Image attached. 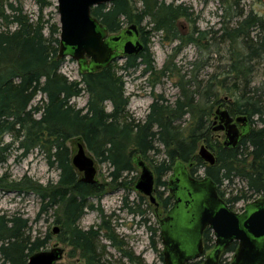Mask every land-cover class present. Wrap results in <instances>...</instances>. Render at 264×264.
<instances>
[{"label":"trees","instance_id":"trees-1","mask_svg":"<svg viewBox=\"0 0 264 264\" xmlns=\"http://www.w3.org/2000/svg\"><path fill=\"white\" fill-rule=\"evenodd\" d=\"M34 1L39 6L36 19L25 12L22 4L0 5V19L5 24L0 30V164H5L13 152H20L17 158L24 159L39 150L48 166L59 172V179L56 184L36 188L27 178L17 182L4 174L0 177V188L22 186L36 194L41 200L37 219L53 212L55 224L61 226L58 240L80 253L81 264H116L105 259L101 238L128 264H147L116 233L112 216L101 211L102 222L97 229L84 230L79 225L86 210L94 209L90 199L101 198L106 186L131 191L124 175L138 169V159L154 163L158 199L166 211L172 205V198L165 197V192L158 188L167 190L168 182L163 178L180 162L195 166L192 174L204 169L205 176L216 184L223 198L226 193L221 188L225 182L236 187L234 181H241L244 186L235 194L231 191L226 198L230 207L264 196V94H258L259 87L251 86L255 81V64L264 58L263 19L250 15L234 27L223 21L220 32L194 29L185 33L181 21L195 22L190 7L185 4L115 0L100 5L92 9V15L110 34L120 33L126 25H143L147 33L146 49L137 57H125L123 65L115 61L105 70L80 73L78 81L61 73L65 59L58 57L60 26L45 20L43 15L51 1ZM254 28L259 31L252 36ZM154 35H161L163 43H177L162 69L157 68L148 46ZM215 44L228 46L226 64L220 73L199 80L202 69L214 60L212 55L218 54L211 49ZM187 46L197 47L203 61L189 63L192 70L181 76L174 60ZM140 67L144 74L156 77L151 83L153 87L163 78L180 77L177 100L169 104L163 95L155 96L144 120L129 115L130 98L126 95L123 75ZM39 94L46 100L33 106ZM83 94L88 95V102L84 108H77L71 102ZM215 106L225 108L234 118H248L250 130L236 148L226 149L214 139ZM6 137L10 138L7 143ZM76 140L100 163L110 165L108 185L80 181L81 174L72 165V150L68 145ZM202 144L214 152L215 165L210 166L199 157ZM159 156L162 157L158 159ZM124 206L142 218L152 234V248L163 262L159 227L148 226L149 221L144 219L147 210L130 207L127 197ZM147 208L151 210L152 205ZM50 240V234L33 236L30 220L18 213L12 216L0 213L3 264H27L33 254L48 247ZM205 243L211 249V232L206 233ZM234 251L232 247L230 252Z\"/></svg>","mask_w":264,"mask_h":264},{"label":"rangeland","instance_id":"rangeland-1","mask_svg":"<svg viewBox=\"0 0 264 264\" xmlns=\"http://www.w3.org/2000/svg\"><path fill=\"white\" fill-rule=\"evenodd\" d=\"M51 6L44 10V19L52 20L59 24V14L57 9V0H50ZM137 1V0H136ZM166 3H174L176 5L185 4L190 7L193 13V19L195 22H190L188 20H182V31L185 33H190L194 29H199L200 31H219L222 28V22L226 21L230 23V26H237L246 17L252 15L263 19L264 21V2L262 0H164ZM13 3L14 5L22 4L25 12L33 19H36L39 15V6L34 0H0V5L3 3ZM140 7V4H139ZM4 22L0 19V30L4 29ZM259 29L254 28L252 30V36L258 33ZM221 33H219L220 35ZM177 43L168 44L163 43L161 35L153 36L149 42L150 52L153 54L156 66L158 69H162L165 65L168 56L172 53V48L175 47ZM212 50H217V55H212V60L210 64L202 69L200 72L199 80H208L212 74L215 72L220 73L221 67H223L226 62L224 58L227 55L228 46L223 44H218L211 48ZM201 60V52L195 46H187L184 48L175 58L174 63L178 70L181 71V76L189 74L192 70V66L189 64L191 62ZM124 58L117 60V65L124 64ZM61 73L69 77L70 80H80V72L77 63L70 59L69 57L65 59L62 67ZM125 91L126 95L130 98L128 112L132 119L144 120L149 113V107L153 103L155 96L163 95L169 104H173L179 97L180 91L177 85L179 84V78L176 76L166 77L160 80V82L153 87L152 82L156 80V77L149 76L143 73V67L137 70H130L124 73ZM189 77V75H188ZM255 81L251 86H256L260 88L258 94H264V58L260 59L254 68ZM46 100L44 95L39 94L33 102V106L41 105L43 101ZM88 102V95L83 94L82 96L72 100L77 108H84ZM111 106H108V111H111ZM218 109L215 106L214 112ZM225 109V108H223ZM184 120H188L185 117ZM214 121V116H213ZM214 128V127H213ZM214 139L219 142L224 143L225 135L223 132H214ZM10 138L6 137L5 142H9ZM69 143L72 150V158L77 153V143ZM205 145V144H202ZM207 146V145H205ZM160 149H162L160 147ZM199 150V149H198ZM214 153V152H213ZM20 152H13L8 161L5 164H0V177L7 174L10 180L20 182L27 178L31 180L34 186L37 188L41 186L46 187L49 183L56 184L59 179V172L56 169H51L44 156L39 150L33 151L28 157L24 159H19L17 156ZM162 156H159L160 159ZM95 158V157H94ZM144 160V159H143ZM155 160V159H154ZM156 161V160H155ZM158 161V160H157ZM96 169H97V181L99 185H108L110 183V174L112 169L107 163H100L97 159ZM146 164L154 172L153 164L149 161H145ZM188 165V164H187ZM189 166V165H188ZM195 167V166H193ZM198 176H204V169L198 170ZM141 175V169L138 167L136 171L124 175V180L131 189V191L125 188H111L106 186L105 194L101 198L90 199V204L94 206V209L86 210L83 215L79 225L84 230H89L90 228H95L102 222V213L105 216H112L111 222L112 226L115 227L116 233L119 237L123 238L127 242L128 249L132 250L136 256L142 257V259L147 264H162L159 255L152 248L151 233L149 232L147 226L143 225L142 218L136 214H132L124 206L125 197L128 198V203L130 207H140L142 210H147L146 217L152 225L158 223V219L154 215L155 207L152 209L147 208L150 204L148 198L143 197L139 192L135 190V185L139 180ZM83 175H81L82 177ZM167 182L170 180V175L163 178ZM235 186L224 183L223 187L227 189L230 194H235L240 187L244 184L236 179ZM157 189V187H155ZM159 190H164V188H158ZM161 202V201H160ZM161 204V203H160ZM161 209V205H160ZM41 211V200L40 198L30 191L28 188H23L22 186L10 187V188H0V213L8 216H12L16 213L21 215L23 218L30 220L31 233L33 236L44 237L46 234L51 235V240L48 247L42 251L51 250L55 246H59L65 249V255L62 261L58 264H81L83 260L80 253L70 246L61 243L58 240V234L54 233V228L61 226L55 224V217L51 211L48 214H42L40 219L38 214ZM162 217V214H160ZM149 225V224H148ZM100 244L105 246V259L111 263L116 264H128L125 259H122L120 253L110 246V243L104 238L100 239ZM161 248V245L159 246ZM3 259L0 256V264H3Z\"/></svg>","mask_w":264,"mask_h":264},{"label":"water","instance_id":"water-1","mask_svg":"<svg viewBox=\"0 0 264 264\" xmlns=\"http://www.w3.org/2000/svg\"><path fill=\"white\" fill-rule=\"evenodd\" d=\"M115 0H57L60 26L59 59L74 60L80 73L99 72L125 57H137L144 51L138 40L137 25H131L121 33L110 34L92 9ZM264 1V0H263ZM250 130L245 116L232 117L228 110L218 107L215 112L214 132L225 134L224 147L236 148ZM199 157L208 165L216 164V156L205 145L198 150ZM141 175L135 190L157 205L155 196L156 176L141 159L136 161ZM72 165L83 175L81 182L98 183L95 158L83 143H77V153ZM186 164L180 162L173 169L169 189L175 198L174 207L161 222V239L164 245V264H186L203 255L202 235L209 227L216 238V248L204 264H219L221 253L232 243L239 242L232 264H264V199H258L246 207L242 215L232 212L219 197L216 184L205 178L193 179ZM185 187L187 197L176 194V188ZM60 232L59 227L54 233ZM65 249L58 245L47 251L33 254L27 264H58Z\"/></svg>","mask_w":264,"mask_h":264},{"label":"flooded vegetation","instance_id":"flooded-vegetation-1","mask_svg":"<svg viewBox=\"0 0 264 264\" xmlns=\"http://www.w3.org/2000/svg\"><path fill=\"white\" fill-rule=\"evenodd\" d=\"M263 1V0H262ZM264 2V1H263ZM130 25H126L125 27H124V29L121 31V32H123L124 30H127V28L129 27ZM143 25H140V26H138L137 25V28H138V40L144 45V48L146 49V32H145V30H143ZM120 32V33H121ZM112 35V34H111ZM145 49H144V51H145ZM143 51V52H144ZM142 52V53H143ZM141 53V54H142ZM214 122H215V116H214ZM225 135V134H224ZM225 141V140H224ZM224 144V143H223ZM186 168H187V171H188V174L193 178V179H195V180H198V181H201V180H203V179H205V178H207L206 176H205V174H204V176L203 177H200V176H198V174L196 173V174H192V170H194L195 168L193 167V165L192 164H190L189 166L187 165L186 166ZM172 172H173V170H172ZM172 172L170 173V178H171V176H172ZM160 191H162V192H165V197H170V198H172V205H171V207L166 211L164 208H163V204H162V202H160V200L158 199V192H157V189L155 188V196H156V198H157V205H153V204H151L153 207H155V210H154V215L156 216V218L158 219V223L156 224V225H152V223H151V219H150V221L148 222V224L150 225V226H154V227H159V239H160V241H161V253H162V256H163V262H162V264H164V255H163V250H164V245H163V243H162V239H161V236H160V233H161V222H162V220H164L166 217H167V215H168V213H169V211L174 207V204H175V198L173 197V195H172V193H171V191H170V189H169V181H168V185H167V190H160ZM221 191H223V192H225L226 194H225V198H223V197H221V195H220V191L218 190V187H217V192H218V195H219V197L226 203V205L229 207V209L232 211V212H234V213H236V214H239V215H242V214H244L245 212H246V207L249 205V204H251L252 202H254V201H256V200H258V199H264V196L263 197H259V198H257V199H255V200H253V201H251V202H248V203H245V202H239V203H237V204H235V205H233V207H230L228 204H227V202H226V198H228L229 196H230V194H229V192H227V189L226 188H224L223 186H222V188H221ZM176 194H180V195H183V196H185V197H187V195H188V190L185 188V187H180V189H178V188H176ZM143 196V195H142ZM145 196H143V198H144ZM145 198H147V197H145ZM149 199V198H148ZM161 203V204H160ZM160 205H161V209H160ZM147 214V213H146ZM146 214H145V216H146ZM160 214H162V217L160 216ZM144 219H146L147 220V218L146 217H144ZM148 225V226H149ZM115 228V227H114ZM207 232H211V235H212V237H213V244H212V247H211V249H207V247H206V243H205V235H206V233ZM151 236H152V234H151ZM121 238V237H120ZM122 240H124L123 238H121ZM125 241V240H124ZM202 242H203V255L199 258V259H197V260H192V261H188V262H186V264H204V262H205V260L207 259V257L215 250V248H216V238H215V236H214V233H213V231L209 228V227H207L205 230H204V232H203V235H202ZM232 247H234L235 248V251L234 252H230V249L232 248ZM238 247H239V242H237V241H235V242H232L222 253H221V255H220V257H219V264H232L233 263V261H234V257H235V254H236V251H237V249H238ZM115 249V248H114Z\"/></svg>","mask_w":264,"mask_h":264},{"label":"bare ground","instance_id":"bare-ground-1","mask_svg":"<svg viewBox=\"0 0 264 264\" xmlns=\"http://www.w3.org/2000/svg\"><path fill=\"white\" fill-rule=\"evenodd\" d=\"M115 63V62H114Z\"/></svg>","mask_w":264,"mask_h":264}]
</instances>
